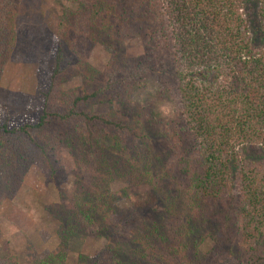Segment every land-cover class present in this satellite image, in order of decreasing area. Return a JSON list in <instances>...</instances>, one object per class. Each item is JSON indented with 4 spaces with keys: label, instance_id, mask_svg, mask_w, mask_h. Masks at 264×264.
Listing matches in <instances>:
<instances>
[{
    "label": "trees",
    "instance_id": "trees-1",
    "mask_svg": "<svg viewBox=\"0 0 264 264\" xmlns=\"http://www.w3.org/2000/svg\"><path fill=\"white\" fill-rule=\"evenodd\" d=\"M92 5L94 24L87 40L104 44L107 68L89 63L85 86L72 92L50 89L37 122L12 129L0 124V202L18 188L36 158L46 161L52 172L76 163L98 180L102 173L125 176L137 187L129 195L134 219L141 218L144 207L155 215L158 210L152 196H139L143 184H167L188 192L187 203L194 210L180 235L160 217H143L147 227L142 239L149 246L154 242L158 252L159 243L178 248L191 264L211 240L208 249L219 248L221 259L235 256L237 264H264V0H95ZM17 6L18 0H0V71ZM132 36L141 42L135 54L124 45ZM78 46L77 51L83 50L81 42ZM65 60L58 49L54 75L64 74ZM102 71L104 78L98 80ZM151 75L157 89L152 99L141 102L136 94ZM52 81L59 87L60 80ZM167 96L177 105V127H171L168 117L161 122L154 106ZM49 102H63L67 108L48 111ZM88 102H108L111 110L95 112ZM75 116L82 124L75 122L60 136L48 128L51 118L66 122ZM98 122L107 128L100 129ZM141 128L147 131H136ZM150 134L154 141L148 147L144 137ZM99 187L90 182L88 189L76 193L80 224L95 217L97 197L90 190L99 195ZM115 210L111 207L106 216L112 219ZM65 229L76 232L78 226L67 222ZM64 244L62 239L58 250L36 256L34 264H64ZM129 247L117 240L108 248V264H127L122 256H131ZM130 258L137 263L136 256ZM0 264L19 260L10 254Z\"/></svg>",
    "mask_w": 264,
    "mask_h": 264
},
{
    "label": "rangeland",
    "instance_id": "rangeland-1",
    "mask_svg": "<svg viewBox=\"0 0 264 264\" xmlns=\"http://www.w3.org/2000/svg\"><path fill=\"white\" fill-rule=\"evenodd\" d=\"M94 1L18 0L17 9L10 18L12 39L8 56L0 71V124L5 123L8 129H12L25 123L37 122L50 89L60 88L63 92H72L74 88H82L87 84L84 74L87 73L89 63L105 71L108 53L104 44L98 41L92 45L93 42L87 40L94 24ZM100 6L104 8L106 5ZM105 9H110L109 5ZM78 34L84 37L80 38ZM79 42L83 50L77 51L80 49ZM124 45L129 53L135 54L139 52L141 42L139 37L132 36L124 40ZM58 49H61L68 61H63L61 65L64 74L60 71L54 75ZM104 71L98 80H103ZM53 79L61 81L59 87L52 86ZM149 80L145 88L136 94L141 102L152 99L157 89L153 75ZM87 87L91 88V84ZM86 104L82 107H87ZM50 105L49 102L46 109L53 112L60 113L67 108L63 102ZM88 105L98 113L111 110L108 102H88ZM154 106L157 114L162 117L161 122L164 117H168L171 127L179 125L174 123L177 105L171 97L158 98ZM75 122L82 124L77 116L66 122L51 118L48 125L52 126L48 128L54 135L60 136L64 129L70 128ZM107 126L98 122L100 129H106ZM113 130L120 133L117 127H113ZM136 131L145 133L147 130L141 128ZM144 140L146 146H152L154 136L147 135ZM154 147H150V150ZM127 180L118 173L114 177L102 173L98 180L83 165L76 163L70 169L52 172L46 161L36 158L26 169L18 188L4 196L0 202V258L14 254L19 264H34L36 256L58 250L62 239H65L64 264H108L111 262L108 248L120 240L123 246H130L126 249L127 254L131 253L138 260L134 263L131 256H122L123 259L127 257V264H186L180 249H168L159 243L158 252L157 246L152 244L154 242L149 246V241L142 239V232L147 227L143 217L151 220L156 216L167 222V225L171 223L170 230L177 228L176 234L180 235V231L187 227L186 218L194 210V204L187 203L190 194L177 187L169 189L167 184H158L156 187L154 183L146 181L139 196H152L158 210L155 215L144 207L140 211L143 216L134 219L129 195L137 187L132 182L128 184ZM90 182H97L101 189L99 195L94 193L93 188L90 190L97 197V213L91 221L85 219L86 223L80 224L81 218L78 219L74 203L75 195L88 189ZM160 186L164 188L159 190ZM111 207H116L112 219L106 216ZM67 222L77 225L78 230L68 232L65 229ZM104 225L107 226L102 228ZM129 231L132 234L129 235ZM176 240L180 242L181 238L176 237ZM211 245L212 241L207 240L201 247L204 254L191 264H237L235 256L221 259V250L216 246L209 250ZM244 257L252 255L244 253Z\"/></svg>",
    "mask_w": 264,
    "mask_h": 264
}]
</instances>
